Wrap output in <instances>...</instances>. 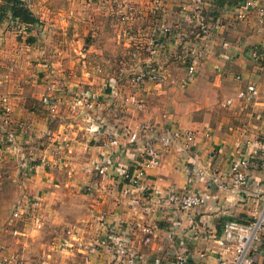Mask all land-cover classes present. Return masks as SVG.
<instances>
[{
  "label": "crops",
  "instance_id": "0c3cea01",
  "mask_svg": "<svg viewBox=\"0 0 264 264\" xmlns=\"http://www.w3.org/2000/svg\"><path fill=\"white\" fill-rule=\"evenodd\" d=\"M170 1L178 4L175 15L168 10ZM194 2L197 0L121 1L117 5L122 7L118 12L115 7L113 11L106 9L107 12H104L101 6L98 7L104 15L113 13L111 17L117 22L119 14H122L121 10L127 9L129 22L122 28H119L118 24L112 35L114 39L128 35L129 41H125V44L128 42L130 50H133L131 42H135L134 47H137V44L143 45L141 40H137V36H145L144 42H148L151 37L162 38L164 34L163 52L167 54L163 53L162 57L157 59L163 80L159 84H133L126 94L116 89L117 82L114 78L109 79L112 85L103 91L99 88L92 90L94 87L88 84L90 79L85 76L88 75L87 72L79 79L71 80L69 86L76 85L80 88L89 85L88 89L79 93L91 95L103 106V111L80 112L70 109L67 102L53 110V117L57 116L55 121L60 123L61 129L58 133L65 137L62 139L65 142L64 152L58 153L61 154L60 157L54 153L38 154L40 158H48L47 164L41 166L43 173L39 177L33 172L27 173L29 176H26L27 179H32L30 183L34 188L30 192L33 200H36V180L43 182L37 195V199L41 201L42 198L43 203H36V207L35 203L27 205L26 211L35 207L38 221L42 209L43 212H51L53 217L47 222H36L39 228L33 241L42 252L36 253L34 262L25 260L23 256L21 259L24 261L31 264H36V260H48L58 264H113L112 253L104 246L115 247L123 244L126 257L135 256L138 264H154L156 261L160 264H172L174 259L169 253L174 249L176 252H184L189 264H218L220 249L215 241L220 236L223 225L229 220L248 216L253 197L258 196L259 191H263L260 196L264 197V62L253 57L256 51L264 54V26L258 23L252 11L247 13L245 19H239L243 0H200L197 2L200 12L195 11ZM5 6L6 1L0 0L1 15L3 12V17L9 15V19L14 18ZM1 8L4 11H1ZM156 14L160 15V25L154 23ZM187 15L196 17V29L185 26L183 21ZM92 30H96V27ZM118 43L121 44V39ZM181 43L184 46H181ZM173 47L181 53L177 51L178 53L171 57L169 54ZM181 47L182 49H179ZM186 48L202 50L200 58L192 61L193 57L184 56ZM94 49L100 51V44L95 42ZM153 57L154 55L151 58ZM176 57L182 60V64L187 65V69L191 62H194V68L198 71L195 70L190 80H185V75L180 81L179 75L173 74L171 68L174 64L169 62ZM206 65L210 66L207 80L202 77L203 71L209 68ZM41 75L42 73L39 74ZM47 80L52 93L64 101L77 94L72 92L73 90L67 93L58 92L55 89L56 80ZM196 85H205L209 93L200 94ZM247 85H253L258 91V95L250 103L237 98L238 91ZM14 86L15 82L7 79L5 89L12 93L18 89H14ZM224 87L231 88L233 94L223 97L221 90ZM40 95H36V92L31 95L32 102L36 100L39 106V112L37 108L12 110V115L24 120L34 132L43 128V122L37 123L36 117L42 120L41 116L47 114L43 111L45 107L40 103L43 94ZM14 96L17 100L22 99L19 93ZM129 97L141 102L142 109L132 107L133 105L127 102ZM227 100L230 104L224 106L232 109L228 114L232 119L230 124L213 118L214 112H217L214 106ZM239 121L243 126H238ZM137 126L143 128L137 143L130 145L127 143L126 133ZM90 127L98 128L99 132L89 134L87 129ZM185 131L193 135L187 157L175 150L179 147L176 145L179 141L167 149L160 146L159 137L163 134L173 136ZM109 132L117 134V151L102 146V142H107ZM77 134H80L79 137ZM19 137L22 135L17 133L16 139ZM149 141L160 150V166L149 178L153 187L151 198L130 191L119 170L122 165L127 167L129 173L134 168H139L144 157V146ZM257 149L258 153L255 155ZM240 157H247L252 165L248 192L219 189L214 185L206 188L186 172V163L192 158L202 165L212 162L211 173L225 177L231 162ZM105 161L109 162V171L101 175L96 168ZM63 164L64 171H60ZM169 189L194 191L204 197L205 202L186 210L170 206L166 201H162ZM125 190L129 193H125ZM52 195L56 198L58 196V199L60 197L61 203L50 202L54 198L50 199ZM77 200L86 202L75 204ZM158 200L162 201L161 206L156 203ZM55 212L62 213L59 216L64 222L68 221L69 213L72 214L71 217L77 216V212L83 215L79 223L74 224L72 220L71 224L69 223L70 226L74 225V229L66 230L67 224L57 222ZM23 227L17 226V232L22 237H15L27 253L23 245L30 243L27 237L30 235V227ZM141 227H148L151 232L148 244L143 241ZM66 244H79V255L75 253V249L68 250ZM11 256L14 255H5L1 264H8L6 262ZM74 256L78 259L72 263ZM250 259L252 264H264L263 257L252 256Z\"/></svg>",
  "mask_w": 264,
  "mask_h": 264
},
{
  "label": "rangeland",
  "instance_id": "374dc122",
  "mask_svg": "<svg viewBox=\"0 0 264 264\" xmlns=\"http://www.w3.org/2000/svg\"><path fill=\"white\" fill-rule=\"evenodd\" d=\"M22 1L38 20V23L34 27H28L22 22L9 19V15L2 17L0 13V264L2 263V258L8 254L14 255V258L18 259L24 256L25 260L30 259L34 262L36 253L42 250L41 248H37V243L33 241L36 238V230L39 228V225L36 224V220L34 219L31 222L29 221L28 218L31 212L26 213V210L27 205L32 203H35L34 205L36 203L41 205L43 203L41 197V201L37 199L39 198L37 197L39 194L38 188L42 187L43 182L36 180V200H33L30 192L34 188L33 184L30 183L32 179H27L26 176H29L33 172L39 177L43 173L41 166H44L42 164H47L48 158H44L43 156L40 158L39 155H52V153L57 155L60 152H64L65 149V142L62 140L65 137H61V134L58 133L61 129L60 123L55 121L57 116L54 118L53 110L50 111L46 107L43 111L47 114L41 116L42 120L36 117L37 123L43 122L42 130L34 132L31 129L28 135L17 139L14 138V141H7L9 133H13L16 136L17 132L14 130L13 124L11 126H4L2 99L5 97L9 100L8 103L12 110L18 108L23 110L37 108L36 110H38L39 106L36 104V100L32 102L31 95L34 92H36V95L45 93L49 81L47 78L56 80L55 89L61 93H67L70 90L79 93V91L88 89L90 84L94 87L93 91H96L97 88L103 91L112 85L109 79L114 78L117 82L116 89L122 92V94H126L131 90L136 75L144 69L146 63L155 61L159 64V60L157 59L161 58L163 53H166L163 52V47L162 49L157 48L156 53L153 54L154 57L151 58L153 55H150L149 46L146 44L148 42H144L146 40L145 36L136 37L137 40H141L142 46H138L137 44V47H134L133 44L135 42H131L133 50L137 48L135 51L130 50L128 42L125 44V41H129L128 35L119 37L121 44L118 43L120 40L118 37L114 39L112 31L117 29V25L119 24V28H122L129 22L128 11L127 9L125 11L121 10L122 14H119V21L117 22L114 17H111L113 13L104 15L98 7L101 6L104 12H107L106 9L113 11L112 9L115 7V10L118 12L122 8L117 6L118 0ZM168 7L169 12L172 11V14H174L178 4H173L170 1ZM123 15H126L127 20L122 21ZM153 19H155L154 23L156 25H160L158 24V20H160L159 14H156ZM193 26L195 28V23ZM95 27L96 30H92ZM91 31L96 32L99 36ZM101 33L102 35H100ZM95 42L100 44V51L94 49ZM181 46L184 45L181 43ZM179 49H182V47ZM170 51L171 54L169 55L174 57L178 53L177 51L180 50H175L173 47ZM187 51L188 48H186L184 56H186ZM177 59L178 57L173 58L169 63L174 64L171 68L172 72H174V75H179L178 80L180 79L181 81L186 75L187 65L182 64L181 59ZM55 61L56 63H53ZM206 66L209 68L203 71L202 76L205 80H207L206 78L209 76L210 71V66ZM195 70L198 71L196 68ZM40 72L42 73L41 76H39ZM84 72L88 73L85 76L87 79H90L88 80L89 85L80 88L76 87V85L69 86L72 79H79ZM103 75L106 77L102 78ZM7 79L15 82L13 88H18L15 92L12 91L11 93L5 89ZM196 86L200 94L209 93L206 87H204L205 85ZM200 86L203 87L200 88ZM191 91L193 92L194 90L192 89ZM221 92L223 97L233 94V90L226 87ZM15 93H19L22 99L17 100L14 96ZM219 98H221V95ZM223 103L222 101L214 106V110L217 112H214L213 118L225 124H230L232 119L231 115L228 116V114L231 113L232 109L230 110ZM11 119L17 126L22 124L24 128L29 129L30 127L29 124H26L22 119H18L14 114ZM239 125L243 126L240 121ZM63 134L66 135L65 132ZM78 135L80 134H77V137H79ZM60 155L58 154L59 157ZM45 168L44 170H49V166L47 169ZM62 168L60 171H64V164ZM22 176L26 178H22ZM53 197L54 195L50 199ZM50 202L61 203V199L60 197L58 199L57 196V198L54 197ZM83 202L86 201L77 200L75 204ZM34 214L36 215V213ZM51 214L48 211L43 212L42 209V220L40 218L38 222H47L50 217H53ZM55 214H57V222L61 221L65 225L67 224L65 226L66 230L70 228L74 229V225L70 226L71 220L74 224L79 223L83 215V213L77 212V216L71 217L72 214L69 213L67 214L68 221L64 222L62 217L59 216L62 213L55 212ZM24 225L30 227V235L27 236L30 239V243L27 246L23 245L24 248L26 247L27 253L22 248L21 242L15 237L16 235L22 237L18 233L17 226L23 227ZM66 248L68 250L70 248L75 249V253L78 254L77 249L79 248V244L72 246L66 244ZM72 259H74L72 263H75L78 257L74 256ZM47 263L58 264V262H50L48 260L41 262L36 260V264Z\"/></svg>",
  "mask_w": 264,
  "mask_h": 264
},
{
  "label": "built area",
  "instance_id": "2783aa9c",
  "mask_svg": "<svg viewBox=\"0 0 264 264\" xmlns=\"http://www.w3.org/2000/svg\"><path fill=\"white\" fill-rule=\"evenodd\" d=\"M124 3L125 0H118V5ZM200 0H197L199 2ZM194 2L195 11L200 10V5ZM242 6L240 9H243L238 14L239 19L243 20L246 18L247 13L252 11L255 13L258 23L264 26V0H243ZM200 12V11H199ZM198 13V12H197ZM195 15V14H194ZM185 16L184 24L186 27L194 28L193 24L195 23L196 17ZM122 21L127 20L126 15L122 16ZM129 19V15H128ZM24 26V25H23ZM196 23L195 28L196 29ZM164 34L161 37H151L148 40L147 45L150 50V55L152 56L156 53L157 48L163 47V38ZM200 49H189L186 53V57H193L192 61L200 58ZM253 57L257 60L264 62V54H259L257 51L253 53ZM195 68L194 62L188 66L187 74L185 80H190V78L194 75ZM162 71L158 67L157 62L151 61V63H146L144 69L138 73L134 79V84L136 86H143L145 84H159L162 78ZM239 79V78H237ZM184 80V81H185ZM52 88L47 87V90L40 98V103L46 107L48 110H55L58 106L63 105L67 102V105L72 110L82 111H96L102 112L103 106L96 101L89 94L77 93L73 95L71 99L68 98L67 101H64L61 97L54 95L52 93ZM258 95V91L253 85H247L244 89L238 91L237 98L243 100L245 103H250L256 96ZM9 100L7 98L2 99V105L4 108V117L3 123L4 126H11L13 124L14 130L17 133H21L22 136L28 135L31 130L24 128L22 124L15 125L12 121V108H10ZM127 102L132 107L137 110L142 109V103L135 101L133 98H128ZM230 101H225L224 105H229ZM12 127V128H13ZM142 126L134 127L130 129L126 133L127 143L132 145L136 144L138 141V136L140 131L142 130ZM87 132L89 134L98 133V128H88ZM122 136V134H121ZM9 139L7 141H14L16 136L13 133H9ZM107 142H102L103 147L107 148H119L118 137L116 133H107ZM176 141H179V147H176L175 150L178 152H182L183 155L188 156L190 150V145L193 141V135L191 132L185 131L182 134H173L165 135L159 137V144L162 148H169ZM257 151L254 152L257 155ZM212 161V160H211ZM212 162L202 165L196 159L189 158L186 163V172L188 175L204 187L208 188L211 185L216 186L219 189H228L231 191H246L248 192V183L250 180V171H251V161L247 157H240L233 160L229 167V172L227 176L217 175L211 173L212 171ZM160 166V150L155 146L152 141L146 142L144 146V157L142 159V163L139 168H134V170L129 173L127 167H120V176L122 180L128 185V189L130 191H134L142 196H146L147 198L152 197L153 187L150 184L149 178L153 176L154 172ZM109 162H103L99 167L96 168L97 172L101 175L106 174L109 171ZM263 191H259L258 196L253 197V203L250 205L249 214L243 219H232L227 221L222 229L220 236L216 239L215 243L220 249V253L218 254V264H252V260L250 259L252 256L255 257H263L264 258V197L260 196V193ZM125 193H129L128 190H125ZM257 195V194H256ZM166 201L168 205L181 208L183 210L192 209L194 207H198L202 205L205 200L204 197L194 193V191L190 190H182L175 191L174 189H169L166 193V197L162 200ZM162 201L158 200L156 203L161 206ZM36 207V205H35ZM29 221L36 220L35 208L29 209L26 213H30ZM33 212V214H32ZM38 225V223H37ZM141 231L144 236V243L148 244L150 240L151 232L148 227H141ZM180 245V244H179ZM109 246V247H108ZM104 246L106 250L110 251L113 256V264H138V260L135 256L129 255L126 257L125 246L117 245L113 247V245ZM175 250V249H174ZM172 250L169 253V256L174 259L172 264H189L188 257L184 252H177ZM161 260V259H160ZM8 264H31L29 262L24 261L23 259L14 258L11 256L7 262ZM154 264H160L159 261H156ZM162 264V263H161Z\"/></svg>",
  "mask_w": 264,
  "mask_h": 264
},
{
  "label": "trees",
  "instance_id": "16d2710c",
  "mask_svg": "<svg viewBox=\"0 0 264 264\" xmlns=\"http://www.w3.org/2000/svg\"><path fill=\"white\" fill-rule=\"evenodd\" d=\"M6 6L4 8L8 9L12 16L13 20L22 22L24 25L28 27H34L38 20L34 17V15L29 11V9L25 6V4L21 0H5ZM221 1V0H220ZM1 11H4V9ZM2 12V17H3ZM155 263V262H154Z\"/></svg>",
  "mask_w": 264,
  "mask_h": 264
}]
</instances>
